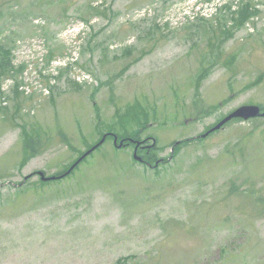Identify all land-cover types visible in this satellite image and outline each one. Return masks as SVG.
Instances as JSON below:
<instances>
[{
  "label": "rangeland",
  "instance_id": "374dc122",
  "mask_svg": "<svg viewBox=\"0 0 264 264\" xmlns=\"http://www.w3.org/2000/svg\"><path fill=\"white\" fill-rule=\"evenodd\" d=\"M247 104L264 0H0V264H264Z\"/></svg>",
  "mask_w": 264,
  "mask_h": 264
},
{
  "label": "water",
  "instance_id": "95a60500",
  "mask_svg": "<svg viewBox=\"0 0 264 264\" xmlns=\"http://www.w3.org/2000/svg\"><path fill=\"white\" fill-rule=\"evenodd\" d=\"M258 117H264V112L262 111V108L259 105L256 104H247V105H242L235 109L233 112H231L229 115H227L224 119H222L217 125H215L213 128H211L209 131H207L203 136L206 137L210 135L212 132H215L219 129H221L225 124L228 122L234 120V119H242V120H249L253 118H258ZM107 139V135H104L103 138L94 145L91 149L86 151L69 169L62 175H53V176H46L43 172H39L42 180L44 181H52L56 179H61L64 178L68 175H70L73 170L89 155H91L95 150H97ZM115 139V144L118 145V136L114 135ZM124 141L121 140L119 143V147L124 145ZM140 143H138L139 145ZM134 157L138 161H144L142 157H140L137 154V151L134 154Z\"/></svg>",
  "mask_w": 264,
  "mask_h": 264
},
{
  "label": "trees",
  "instance_id": "16d2710c",
  "mask_svg": "<svg viewBox=\"0 0 264 264\" xmlns=\"http://www.w3.org/2000/svg\"><path fill=\"white\" fill-rule=\"evenodd\" d=\"M262 111L264 112V108H262ZM123 119H124V115L122 116V120ZM234 120H238V119H234ZM113 131L115 132V130H113ZM113 131H110L109 133L106 134L107 135V138L110 136L111 133L112 134L114 133ZM114 134H116V136H118V138H121V140H123L125 142V145H128L129 144L128 142L130 140H132L133 142H135V140H139V135L137 134V132L130 133V132L127 131L125 135H119L117 133H114ZM97 143H99V141ZM96 144H94V145H96ZM43 146H45V145H44V143L42 142L41 139H36V138L33 139V138H30V137L28 139H26V150H29V151L31 150L33 152H36L38 150L37 147H43ZM143 159L145 160V163H147L149 165H154V164H156L159 161L158 159H156V157H148V158L143 157ZM65 172L60 173V174H57V176L62 175ZM56 180H60V179H56ZM49 182H52V181H49Z\"/></svg>",
  "mask_w": 264,
  "mask_h": 264
},
{
  "label": "flooded vegetation",
  "instance_id": "af4514ba",
  "mask_svg": "<svg viewBox=\"0 0 264 264\" xmlns=\"http://www.w3.org/2000/svg\"><path fill=\"white\" fill-rule=\"evenodd\" d=\"M146 145H144V143H142L138 148H139V150H141V151H143V150H147L146 149ZM148 151V150H147Z\"/></svg>",
  "mask_w": 264,
  "mask_h": 264
}]
</instances>
